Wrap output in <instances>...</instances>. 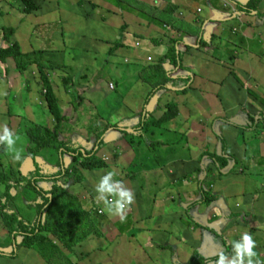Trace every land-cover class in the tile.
<instances>
[{"label": "rangeland", "instance_id": "1", "mask_svg": "<svg viewBox=\"0 0 264 264\" xmlns=\"http://www.w3.org/2000/svg\"><path fill=\"white\" fill-rule=\"evenodd\" d=\"M40 1L39 5H41V7H38L37 11L33 12L31 16L21 19L18 24L17 19L20 16H17L13 12H11L10 16L7 14L11 11L8 5L15 4V6H17L19 3L17 2L16 4L13 0H0V2H4L0 3V47H5L7 45L3 42V39H1L2 28L10 26L15 28V33H13L12 36L6 40V42H18L21 47L22 54L25 55H30L31 53H36L38 51L43 52V64L49 67V69L44 68L45 79L52 92L59 100L60 112L66 119L64 123H69L72 127L71 128L67 125L63 126L64 128L60 131V140L63 142H70L77 139V143H79V145H82L87 150H91L92 144L87 141L88 130L86 129V126L93 123V114L98 117L97 113L100 116H104V113L108 114L110 111L111 115L118 113L120 110H117L119 105L117 104V101H115V98H112V96L115 95V92L122 94V91H126V82H124V77L126 78L127 74L131 70L127 67L132 66V63H134L135 60L133 57L136 58L138 55L136 53H130L129 56L127 50L125 49H122V52L119 51L118 53H122V56L116 54V58L112 57L108 59L110 64L114 59V63L112 64L116 65L115 68L111 67L112 74L108 72V70H105L102 74L104 78L96 83L98 70L95 71L94 69L93 71H86V69L85 71H82L81 67L84 65L88 66L89 64V66L98 65V68H101L99 65L104 63L106 60L104 54L107 45L106 42L113 41L115 36L118 35V32H115L112 35L114 38L110 36L113 30L117 31L118 27L122 26V18L120 16H113V18H111L112 15H108L106 12H102L104 14L100 13V15H98L99 13H97V10L88 15L87 12L89 9L87 5L84 4L86 3L85 0H65V2H63L64 0H61V3H54V0ZM217 2V0H212L211 4L215 5ZM203 3L206 4L205 2ZM204 4L195 3V6H204ZM75 8L77 9L78 14H72L69 11L70 9ZM135 10H133L134 15L137 17L138 14ZM64 15H67V18L69 17L68 15H70V19L72 18L71 21L65 18ZM86 15L88 17L84 20ZM96 15L109 18V22H111L109 25L108 23L103 22L110 28L111 32L109 30L107 31L110 32L107 34L108 36H100L91 31L94 28L93 22L101 23L98 21V18L96 19ZM227 18H229V15L226 16V20ZM134 19L139 23H143L138 18ZM159 20H161V18H159ZM137 24L138 23L134 22V24L128 28V32H131V34L135 33V28H133V26ZM224 27L225 29H229L230 25H226ZM220 28H222V26ZM225 29L223 30V38L227 40V38L230 37L231 29L228 31ZM262 30L264 31V28ZM202 40L206 43L204 39ZM133 41L134 43L138 42L137 40ZM194 45H196V41L194 42ZM256 49L257 50H254L253 52L262 56L264 47H261L260 45ZM212 51L214 52V58L219 59V57H221L220 59L226 64H219L218 67L220 71L218 72L224 74L228 70V72L230 71V73H232L231 68L227 67L228 64H230L227 60L228 56L217 55L215 49H212ZM226 52L231 54L228 49ZM35 56L36 55L32 57ZM8 63L9 67H13L11 59L8 60ZM136 64L143 65L144 62L138 61ZM260 64L262 65V63ZM261 70L262 73H264V69ZM86 72H90V78L88 80L90 81L89 86L85 85L82 80L83 78H80L83 77L81 74H87ZM203 75H206V73ZM237 76L234 75L228 77L227 79L224 78V80L228 81L229 79H234ZM68 77H73L74 80L78 81L76 86L78 92H80L83 96L82 105L78 107L77 112L74 110V107L71 106L70 94H66L64 91L66 87L65 82L70 81V79H67ZM113 80L115 84L113 83ZM237 83L240 85L238 81ZM69 84L70 82L67 86ZM127 85L129 86L128 82ZM44 91L45 83L39 77L35 66L30 65L26 68L24 73L17 74L7 71L6 66L0 63V92H6V95H0V124L7 122L8 126L20 135L21 142L19 146L24 148V153L28 147L32 146L30 141L33 140V136L36 134L38 135L39 132L41 133V131L37 130L38 125L43 126L45 124L52 127L54 124L46 110V105L40 100ZM110 93H112V95ZM158 95L159 93L156 96ZM262 100L263 98L260 101L258 99L256 104L259 106L261 111L264 112V104H262ZM247 102L250 104V102H253V99H248ZM123 103H125V101ZM248 104H246V106H248ZM143 106V102L139 100L133 103L131 109L138 110L137 108H142ZM74 113H77V115H74ZM166 113L172 115L173 112L172 110H169ZM250 113L251 114H249V116L252 115L253 117H256L258 114L252 110ZM236 116L237 118H233L232 121H235L238 124H248L247 122H243L247 120L246 112H241V115ZM73 117H75V120H72ZM79 117L80 120H76ZM257 118L260 117L257 116ZM73 121H75V123H73ZM232 121L230 120V122ZM117 122L118 121L114 120L113 124H117ZM125 125L127 124L123 123V126ZM98 126L102 127V125ZM123 126L119 127L123 128ZM138 126L139 125L129 127L128 129L130 131L127 130L128 132L123 133V136H120L118 131L116 136L114 133L113 136L117 143L113 145H106L101 151V155L98 156L101 157L105 163H107L104 167L94 169L92 172L84 169L78 170V176L81 174L82 180H80L81 183L79 182V187H76V190L72 195V199L78 201L77 207L79 208L74 221L72 219H66V221L71 223H58L53 225L55 223V221H53L54 218L56 219L61 216L64 219L65 216L71 214V210H73L72 208L74 202L64 199L61 194H59V199L55 201V206L53 207L51 213L47 212L49 215V222H52L53 225V231L57 234L55 236L56 238H54L53 235L46 234L45 245L47 244L48 250L51 245V240L54 243L55 241L60 243L58 239L63 238L65 245H69L68 243L73 244L74 242L72 241L74 238H78L79 242H76V244L74 243L72 246L69 245L67 247H62L60 251L58 250L55 259L50 260L52 261L51 263L36 256L35 252L32 251V249H35L39 253L49 254L46 250L41 252L37 245H33L31 250H28L26 247L19 246L21 249L17 250L16 256L14 258H10L3 255L8 254L11 251V240L8 237V230L3 223L2 214L0 213V252H2V254H0V264H66V261L69 262V260H72L74 264H141L143 262L146 264H165L167 263V260L169 264H175L173 259L170 260L168 252L164 253V256H167V260H158L157 258L158 254H160L159 252L163 250L161 246H169L167 245L169 242L168 238L181 232V228L183 226L181 221H177L173 224V226L168 230L166 238H164L162 234H158V238L153 235L155 232L156 234L161 232L157 231L159 227L156 226L153 228V222L148 221L144 224L137 225L132 221L131 226L128 230H126L125 236L123 237L125 238V246L120 247L121 243L119 238H116L115 235V233H117L116 223L119 222L118 230L119 232H122L121 230H125L122 229V227L126 228V223L130 219L132 220V217L126 215L124 220H120L118 217H111L108 215L107 218L111 217V220L109 219V221L106 222L108 227L100 231V236L104 237L100 239V241L97 239L95 240L98 242H94L91 239V233L98 231V228L93 225L94 223L91 225L88 219L84 218L86 213L89 215V218L93 220V212L91 209L102 206L97 204L95 200L96 193L94 191V186L98 181L99 176L107 170L116 167L120 172V175L117 178L122 179L125 184L134 191V206L136 210L139 209L140 204L145 210L152 211L155 208L154 201L156 200V197H158L157 192L159 189L162 190L170 185V174L173 171L171 169H162V167H164L163 165L169 159L176 161L183 158L186 153L191 155L186 145L184 135H179L177 138L174 134H169L166 129L162 128L158 129L157 133L160 135L159 142L164 145H157L154 150H150L151 148L144 141V138L148 137V134L146 131H143L142 127L141 131L137 135V131H135L134 128H137ZM181 127L182 131H185L187 125L184 124ZM253 133L257 137V142H262L263 144L261 151H259V149L253 150V148L258 146L257 143L253 144V147L251 148L249 141H251L252 138L249 137L250 135L245 138V141L248 142V147H242V144L239 141L234 142L233 147L237 151L233 152V155L237 159V164L234 165L233 171L230 174L236 171L237 174L240 173L242 176H249L248 173H257L258 170H262L259 173L263 175V178L260 179L263 180L261 185L264 187V166L262 167L260 165L264 163V159H257L259 158V153L264 157V120H259V126L252 130V134ZM132 139H134V142L136 143L140 142V146L136 144L132 145ZM55 144L58 145V143ZM204 146L201 147V150L198 152L194 149V155H196V153H202L206 149ZM55 147L56 146L49 147L44 151V153L40 152L36 159L41 174L45 175L46 178L53 177L52 175L59 171V168L57 167L59 153L55 152ZM243 148L246 150H248V148L251 149L250 154H252V157L249 159L247 157V160L245 161H243V159L248 155V152H245ZM127 151H129L130 154L126 153ZM132 153H137V155L134 157ZM204 158L205 157L201 159L202 161H198L201 166H198L195 177L191 178V181L194 182L191 185L193 188H197L198 181L202 177L203 167L211 168L210 177L212 180H218L221 182V178L218 177V169L212 164V161L207 159L204 160ZM158 159V164L161 165V167L159 166V170L157 169L158 166H154L157 164L152 162V160ZM70 161L71 157L69 155H64L62 162L59 159V163H62L63 166L68 168ZM17 163H21L23 175H25L26 172L33 170L30 160L23 159L20 162H14L6 151L0 155V171H4L5 169L9 170V167L16 169ZM229 165H227L225 169L229 167ZM251 170L254 172H251ZM157 171L159 173L156 174L155 172ZM197 173H200V175H197ZM11 179H13V176ZM53 180L49 179V181H39L38 187H40L42 191H54V187L60 186V184L64 181L59 178L56 181ZM204 184L206 188V183L204 182ZM245 186H247V183H245ZM15 193L16 199L12 205L18 209L21 216L28 218L30 221L34 220L33 217H35L34 214L36 213L33 209L32 211L28 209L26 203L31 202L33 206V203L41 204L43 200L27 198L28 200L26 199L25 202L24 197L17 195L18 193L16 191ZM177 193L179 194V192ZM2 194L3 187L0 185V200ZM167 200L168 208L176 210L174 204L170 202V200L174 201V199H171L170 197ZM157 213L160 215L163 213V209L160 212L159 208ZM150 215L151 213H148L147 217H150ZM87 222L89 225L85 227V223ZM87 233L89 234L86 235ZM20 241V238H18L17 245H20ZM126 243H130V245H127ZM261 246H264V242H261ZM170 250L172 249L170 248Z\"/></svg>", "mask_w": 264, "mask_h": 264}, {"label": "crops", "instance_id": "2", "mask_svg": "<svg viewBox=\"0 0 264 264\" xmlns=\"http://www.w3.org/2000/svg\"><path fill=\"white\" fill-rule=\"evenodd\" d=\"M118 1L126 5L130 11L136 9L137 14L143 13L161 21L167 28L146 21L139 15L136 17L134 13L124 12L122 20L126 22L128 28L134 22L138 23L133 26L135 33L131 34L127 29L131 38L127 52L129 56L130 53H136L138 57H133L134 63L131 67H127L131 70L129 69L128 73L130 75L127 74V77H124L126 91H122V94L117 92L112 96L119 105L117 110H120L113 115L110 114L111 111L108 114L104 113L107 115L106 120L111 123L114 120L118 121L119 126H123V123L129 127L139 125L138 117L143 107L133 110L131 109L133 103L140 100L144 104L153 88L157 84H162L166 86V90H160L159 95L153 98L145 109L147 118L155 126L154 128L150 125L144 126L143 131L148 134L144 141L148 146H150L151 140L159 142L160 135L157 130L166 129L169 134H174L177 138L179 135H184L186 145L191 153V155L186 153L183 158L176 161L169 159L163 165L162 169L173 171L170 174L169 187L159 189L158 197L154 201L155 208L152 211L145 210L140 204L139 209L136 210L133 204L126 214L132 217V220L128 221V225L131 226L132 221L137 225L151 221L153 228L157 226L159 227L157 231H161L157 234L155 232L153 235L158 238V234H162L166 238V234L173 224L181 221L183 225L181 232L168 238L167 245L171 244L174 251L170 252L168 246H161L163 250L159 252L158 260H167L164 253L168 252L170 260L173 259L175 264L190 263L195 253L212 261L216 258L215 254L218 250L225 249L222 242L227 247L225 250L231 253L230 241L239 239L240 234L245 230L253 235L257 242L256 250L264 257V246H261V242H264V187L261 185L263 180L260 179L263 178V175L259 173L262 170H258L257 173H248L249 176H242L236 171L230 174L233 170L226 172V169L223 168L218 171L220 182L213 181L210 177L211 168L206 167L203 171V167L201 179L206 180V188H209L214 196V200L210 204L197 203L201 197L199 185L197 188L191 187L194 183L191 178L195 177L198 166H201L198 161H202L199 159L201 153L194 155L193 150L196 149L198 152L205 145L206 149L202 153H216V151L219 153L215 135L223 136L230 153L237 151L233 147V143L236 141H239L242 147H248V142L245 141L248 135L252 138L249 141L251 148L253 144L257 143L258 146L253 150L261 151L263 144L257 142V137L254 133L252 134V130L236 129L215 120L230 119L232 121L233 118H237L236 115H241V112H246L247 115L251 114V110L264 113L256 104L258 97L261 98V95H264V73L261 70L264 69V52L262 56L253 52L260 45L264 47V31L262 30L264 18L257 21L252 16L249 17L238 10L237 5L245 4L247 0H217L215 5L211 4L212 0ZM195 3L204 4V6H195ZM168 9L171 10V13L164 11ZM257 12L264 15V0L260 3ZM228 15L229 18L226 20ZM134 18H138L143 23L137 22ZM254 21L258 23L255 24ZM226 25H230L229 29H231L230 37L227 40L223 38V30ZM221 26L222 28H220ZM134 37H138V39ZM202 39L206 41L207 46H198ZM133 40H137L136 43L140 44L138 48H135L136 43ZM195 41L196 45H194ZM172 49L176 53H181V61L179 62L178 58L177 65L173 64L172 59L168 57H173ZM212 49H215L217 55L228 56L227 60L230 64L227 67L231 68L232 73L228 70L224 74L218 72L220 71L218 65L226 64L220 59L221 57L219 59L213 57ZM227 49L231 54L226 52ZM148 57L152 58V62L147 61ZM113 60L111 63H114ZM138 61H143L144 64H136ZM112 67L115 68L116 65L114 64ZM205 73L206 75H203ZM234 75L238 76L228 81L224 80V78L227 79ZM187 78L191 79V85L185 92H179L177 90L179 87H175L177 86L175 83L183 84ZM164 86L161 88H165ZM110 94L112 95V93ZM248 99H253V102L248 104ZM124 101L125 103H123ZM169 105L173 107L167 108ZM169 109L175 112V114L172 113L175 115L174 118L163 124H158V121ZM250 118L258 119L257 116L253 117L252 115ZM184 124L187 125V128L182 131L181 126ZM234 124L245 125L237 122ZM134 130L137 131V135L141 131L139 127ZM203 130L206 131L205 136L201 132ZM116 143L117 141L110 144ZM159 145L164 144L159 142ZM244 151H247L248 155L243 161L247 160V157L248 159L252 157L251 149H244ZM132 155L135 157L137 153H132ZM205 159L208 160L207 157ZM257 159H264V157L259 153ZM152 162L157 164L154 166H158L159 170V166L161 167L158 164L159 159L152 160ZM228 163L231 165L232 162L229 160ZM230 165L229 167H232ZM260 165L263 167L264 163ZM252 170L251 172H254ZM179 177L180 179H178ZM170 197L174 199L170 202L174 204L176 210L168 208L167 199ZM102 207L95 208L101 210ZM159 208L160 212L163 209V213L160 215L157 213ZM148 213H151L150 217H147ZM111 217L107 218V221L111 220ZM106 227H108L107 224L104 228ZM126 244L130 245V243ZM123 246H125V242ZM35 254L41 258L36 252ZM165 264H169L168 260Z\"/></svg>", "mask_w": 264, "mask_h": 264}, {"label": "trees", "instance_id": "3", "mask_svg": "<svg viewBox=\"0 0 264 264\" xmlns=\"http://www.w3.org/2000/svg\"><path fill=\"white\" fill-rule=\"evenodd\" d=\"M13 1L16 2V4L17 2L19 3L17 5L18 7L15 6V4L8 5L11 11H9V13L8 14L6 13V14L10 16L11 12H13L17 16H20L17 19L18 24L21 19L31 16L33 12L37 11L38 7L39 8L41 7V5H39L40 0L39 1L37 0H13ZM85 1L86 3L84 4H86L89 9L87 12L88 15H90L91 12L96 11V10H97V13H99L98 15H100V13L104 14L102 12H106L108 15H112L111 18H113V16H120L121 18H124V14H125L124 12L126 11L130 13H134L133 10L130 11V9L126 5H124L118 0H85ZM262 1L263 0H247L245 4L237 5V7L241 13L249 17L252 16V18H254L255 20L260 21V19L264 18V15L262 16L260 13L257 12V10ZM40 2L43 3L42 1ZM56 2L61 3V0L59 1L54 0V3ZM63 2H65V0ZM0 3H4V2H0ZM69 11L72 14H78L76 8L70 9ZM164 11H166L167 13H171L170 9L164 10ZM138 15L141 18H145L146 21H149L153 24H157V26H160V27L165 26V24H162L161 21L155 20V18L153 17H149L148 15H145L143 13H140ZM64 16L65 18H67V15H64ZM68 16L69 17L67 19L71 21L72 18L70 19V15ZM87 17L88 16L86 15L84 20H86ZM97 18L99 19L98 21L101 23L93 22L94 28L91 31L94 34H97L100 36H106L107 34L111 32L110 28L104 24L105 22L108 23V25L110 24L109 18L105 16H97L96 19ZM254 23L257 24L258 22L254 21ZM262 27L264 28V25ZM127 29H128V25L126 24L125 21H123L122 26L118 27L117 31L113 30V32H111V35H110L111 37L113 33L115 32L116 33L118 32V35L115 36V39L113 41L106 42L107 45H109V46L106 45V50L104 52L106 60L104 63H101L99 65L101 67L100 69L98 68V65L89 66V64L88 66L84 65L83 67H81L82 71H85L86 69H87L86 71H93L94 69L95 71L98 70V78L96 80V83H98V81H101L104 78L102 74L105 72V70H108V72L112 74V68H113L112 66H114V64L112 63L110 64V62H108V59L112 56H115L116 54L122 56L121 55L122 53H118V52L121 51L122 49L127 50L129 48L128 44L131 38H130V33L127 32ZM108 30L110 32H107ZM13 33H15L14 27L6 26L2 28L1 39H3V42H5L7 45L5 47H0V63L6 66L7 71H11L17 74L24 73L26 68L30 65L35 66L39 74V77L45 83V91L41 95L40 100L46 105V110L48 114L50 115L51 120L53 121L54 124L52 127L45 125V124L43 126L38 125L37 130L41 131V133L39 132L38 135L36 134L35 136H33V140L30 141L32 146L28 147L24 153V160H30L31 166L33 168L32 171H28L26 172L25 175H23L22 169H21V163H17L16 169H12L11 167H9L10 168L9 170L5 169L4 171H0V185L3 187V194L0 200V213L2 214L3 223L8 230V237L11 240V245H10L11 251L8 254H3V255L8 256L10 258H14L16 256L17 250H20L21 247H26L28 250H31L33 245H37L40 248L41 252L46 250L49 254L47 255L45 253H39L35 249H32V250L36 252L39 256H41L43 260L51 263L52 261L50 260L55 259L56 254L58 253V250L60 251L62 247H67L69 245L72 246L74 245V243L76 244V242H79L78 238L77 239L74 238L72 241L74 242L73 244L68 243L69 245H65L64 239L59 238L58 241L62 244L58 243L57 241H55L54 243L51 240L50 241L51 245L49 247V250H48L47 244L45 245L46 234L53 235L54 238H56L55 236L57 234H55V232L53 231V225H56L58 223L68 224L71 222L66 221V219L67 220L72 219L73 221L76 219V215L79 211V208L77 207L78 201L72 199V195L74 194L76 187L77 186L79 187L80 185L79 182L81 183L80 180H82L81 179L82 175L79 174L78 176V173H79L78 170L84 169V170L92 172V170L94 169L104 167L107 163H105V161H103L101 157H98L101 155V151L104 149L106 145H109L113 141L114 142L116 141L113 136L114 133L116 136L117 131H118V134L120 136H123V133L128 132L127 130H129L128 129L129 126L125 125L123 126V128H120L118 124H113L109 120H106L107 115L100 116L97 113L98 117H96V115L94 114L92 116V118H94L93 123L86 126V129L88 130L87 141L92 144L91 150H87L82 145H79V143H77V139H74L73 141H70V142H63L62 140H60V131H62V128H64L63 126L67 125L71 127V125L69 123H64L66 119L60 112L59 100L57 99L56 95L52 92L50 86L47 84V81L45 79L44 68L49 69V67L43 64V58H44L43 52L38 51L36 53H31L30 54L31 56L22 54L21 47L18 42H13V43L6 42V40L9 39ZM112 38H114V36ZM134 38L138 39V37H134ZM200 41L201 42L200 44H198V46L200 47L207 46V43H205L203 40H200ZM178 53L179 52L176 53L172 49L171 54H173V57L168 56L170 59H172V63L175 65H177L176 63H178V58H179V62L181 61V53L179 54ZM34 55L36 56L32 57ZM9 59L12 60L13 67L11 66L9 67L8 65ZM134 67H140V66H134ZM86 73L89 76L87 74H81V76L83 77H80V78H83L82 80L84 81L85 85L89 86L90 81L88 80L90 78V72H86ZM67 79H70V81L68 80L70 84L67 86L69 82H65L66 87L64 91L66 94L68 93L70 94L71 106H73L74 110L77 112L78 107L82 105L83 96L81 95L80 92H78V89L76 86L78 81L74 80L73 77H68ZM184 81L185 82L183 84L175 83V85H177L175 87H179L177 89L179 92L181 91L185 92L187 87L190 86L192 83L190 78H187ZM113 83L115 84L114 80H113ZM163 86L164 85L162 84L160 85L157 84V86L153 88V91L147 96L144 102L143 110L140 113L139 117L137 116L140 122L138 126L140 129L142 127L144 129V126L148 127V125L154 128L155 124L150 123L151 120L147 118L146 116L147 110L145 109L147 108L149 102L154 98V96L158 92H160V90L161 91L162 89L166 90V86H164L165 88H161ZM258 98H259V101L263 98L262 104H264V95L262 94L261 98L260 97ZM172 107H173L172 105L167 106V108H172ZM172 112L175 114L174 111ZM174 114L170 115L168 113H165L162 116L161 120L158 121V124H163L169 120H172L175 116ZM74 115H77V113H74ZM257 116L260 118H258L257 120H254L253 118H250L249 115H247V120H245L244 122H247L248 124H245L244 126H237L233 122H230L229 119L228 120L219 119L215 121H220L236 129L241 128L242 130H245V131H251L259 126V120H264L263 114L258 113ZM72 120H75V117H73ZM76 120H80V117L77 118ZM73 123H75V121H73ZM98 125H102V127ZM202 134L205 136L206 131L203 130ZM214 137L216 140V145H219V153L217 152L216 153L214 152L213 153H208V152L201 153L199 156V159H202L203 157L205 158L207 157L208 160L212 161V164L218 169V171H221L223 168L229 165L228 161L230 160L232 162L231 163L232 167H227L226 172H231L233 170L234 165L237 164V159L233 155V153H230L228 151L226 142L222 135H217V136L215 135ZM134 141H135L134 139L131 140L132 145L140 144V142L136 143ZM151 141L152 142H150L149 147L151 148L150 150H154V148L157 145H159V142L154 141V140H151ZM55 143H58V145H56ZM52 146H56L54 150L55 152L59 153V159L61 160V162L63 160L64 155H69L71 157V161H70V165L68 168V167L63 166L62 163H59V159H58L57 167L59 168V171L53 174L52 175L53 177L46 178L45 175L41 174L40 168L37 164L36 159L40 152L44 153L45 150H47L49 147H52ZM4 151H5L4 147L0 146V155H2ZM205 169L206 167H204L203 171H205ZM12 176H13V179H11ZM58 178L64 181L62 182V184H60V186L54 187V191L46 192V191H42L41 188L38 187L39 181H49V179L57 180ZM178 179H180V177ZM56 180H53V181H56ZM204 182H205V179L203 178L202 179L200 178V180L198 181V185H199L198 187H199L201 197L197 201V203L210 204L214 200V196L211 194L212 191L210 189L207 190L205 188ZM15 191L18 193L17 195H21L22 197L25 198L24 199L25 202L27 198L43 200L41 204L33 203V206L31 202L26 203L27 208L30 209L31 211L33 209L36 213L34 214L35 217H33L34 220L30 221L28 220V218L21 216L18 209L12 205L16 199ZM59 194H61V196L64 197V199L74 202V205L72 208L73 210H71L72 213L69 212L71 214H69L68 216L66 215L64 219L61 216H59L56 219L54 218L53 221H55V223L52 225V222H49V215L47 212L51 213L53 207L55 206V201H57L60 197ZM91 210L93 212V220H91L89 218V215L86 213L84 215V218H87L91 225L94 223L93 225H95V227L98 228V231H96L95 233H91L92 241L98 242L100 241V239L104 237V236H100L101 235L100 231L104 228L107 222V217H106V213L105 215L99 214L98 212L99 210H97V208H92ZM128 224L129 222L126 223V228L122 227L123 226L122 225L121 226L122 229H125V230L124 231L121 230L122 232H119L118 230L119 222L116 223L117 233H115V235L116 237L118 236L119 238V241L121 243L120 247H124L123 243L125 242V239L123 237L125 236L126 230H128V228L130 227V225ZM87 225H89L88 222L85 223V227ZM88 234L89 233H87L86 235ZM216 236L219 237L218 235ZM18 238H20L21 240L19 243L20 245H17ZM96 239L98 241H95ZM222 243L225 246V249L227 250V247L224 244V242ZM168 248L170 252L173 250V247H171V244H169ZM170 248L172 250H170ZM0 254H2V252H0ZM215 259L216 258L212 260H215ZM209 262L210 260L205 259L201 254L195 253L194 257L190 260V263L188 264H208ZM66 264H74V262L72 260H69V262L66 261Z\"/></svg>", "mask_w": 264, "mask_h": 264}, {"label": "clouds", "instance_id": "4", "mask_svg": "<svg viewBox=\"0 0 264 264\" xmlns=\"http://www.w3.org/2000/svg\"><path fill=\"white\" fill-rule=\"evenodd\" d=\"M0 95H6V92H0ZM20 142V135L7 122L0 124V146L4 147L14 162L24 159V148L19 146ZM119 175L116 167L107 170L99 176L94 191L97 204L103 206L102 212L124 220L135 202V193L122 179L117 178ZM230 247L231 253L220 249L215 254L216 259L209 264H264V257L256 250L257 242L249 231L245 230L239 239L231 240Z\"/></svg>", "mask_w": 264, "mask_h": 264}, {"label": "built area", "instance_id": "5", "mask_svg": "<svg viewBox=\"0 0 264 264\" xmlns=\"http://www.w3.org/2000/svg\"><path fill=\"white\" fill-rule=\"evenodd\" d=\"M164 28H167V26H164ZM233 31H234V29H233ZM139 46H140V44L136 43V47H139ZM147 61L148 62H151L152 61V58L148 57L147 58ZM99 214H103V212L101 210H99Z\"/></svg>", "mask_w": 264, "mask_h": 264}, {"label": "water", "instance_id": "6", "mask_svg": "<svg viewBox=\"0 0 264 264\" xmlns=\"http://www.w3.org/2000/svg\"><path fill=\"white\" fill-rule=\"evenodd\" d=\"M157 96H155L154 98H156ZM218 150H219V147H218Z\"/></svg>", "mask_w": 264, "mask_h": 264}]
</instances>
